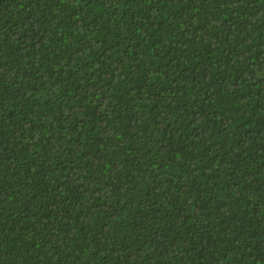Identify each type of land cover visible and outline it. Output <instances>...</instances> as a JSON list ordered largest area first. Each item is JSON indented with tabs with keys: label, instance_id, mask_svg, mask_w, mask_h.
Segmentation results:
<instances>
[{
	"label": "trees",
	"instance_id": "obj_1",
	"mask_svg": "<svg viewBox=\"0 0 264 264\" xmlns=\"http://www.w3.org/2000/svg\"><path fill=\"white\" fill-rule=\"evenodd\" d=\"M0 264H264V0H0Z\"/></svg>",
	"mask_w": 264,
	"mask_h": 264
}]
</instances>
